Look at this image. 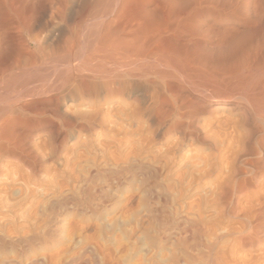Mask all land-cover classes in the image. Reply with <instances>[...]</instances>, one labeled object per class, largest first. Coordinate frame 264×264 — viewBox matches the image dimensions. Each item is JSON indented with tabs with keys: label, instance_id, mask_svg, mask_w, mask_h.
Here are the masks:
<instances>
[{
	"label": "bare ground",
	"instance_id": "6f19581e",
	"mask_svg": "<svg viewBox=\"0 0 264 264\" xmlns=\"http://www.w3.org/2000/svg\"><path fill=\"white\" fill-rule=\"evenodd\" d=\"M169 95H171L173 99H175V102L170 100V97L169 98L167 97ZM124 98L134 99V101H136L139 104V105L138 104L135 105L136 103L134 102L135 103L134 105L140 106V108L138 107V109L139 110L141 109V111L145 116L153 115L154 116L153 118H156L158 122H159V118L161 122H163L164 121L163 118L169 120L170 119L169 117H172L171 122L174 126L177 125H182L183 127L186 126V130H188V132L191 133V135L194 134L196 127L199 128L196 125V121H198L200 116L205 114L210 115V118H212L211 115L217 113L220 114V112L223 111V113L228 112L231 113V115L232 113H236L238 116H241L243 118L244 121L242 119L241 120L245 122L244 125L246 124L249 127L250 134L253 135L254 137L259 136L257 138L258 141L256 143L258 146L257 148L255 146H254L255 148L249 146L250 149L247 148L249 150L246 149L247 150L246 151L244 149V152H246V154L243 153V155L241 154L239 155V158L241 157L240 159H242L243 156L249 157V159L247 160L248 162L247 161L245 162L247 163V166H249V168L248 169L243 167L239 168L238 166V170L236 171L237 176H241L243 178H241L240 181H237L238 183L236 185L235 193L236 195H238L237 196L238 199L236 202L238 205L235 204V208L232 209L231 214L233 215V217H237V218L241 217L242 219H244L243 214L247 211V209L250 210V208H252V205L250 201H248L247 199H246L247 202L245 200L244 203L242 201V198L245 197L249 199L250 197L249 190L258 188L259 183H257V181H260L262 178H264V0H0V139L1 140L3 139L2 141L5 140L6 143L5 142L4 143L7 144V145L4 144L0 145V156L4 157V154H7L9 152L8 149L9 145L10 146L19 145L18 147H20L21 149L24 140L27 144H29L30 142L28 141L29 142L28 143L27 140H29L30 138L29 139L27 138L28 137L27 134L23 137L24 140L21 138V136H23L26 131L32 132V130L37 127L47 126L50 128L51 131L56 133L57 136L59 137L60 135L59 128L61 127L58 128V123L56 121L51 122L49 119L44 120L43 117L44 118L46 116L48 118L50 116H54L55 118L61 117V119L57 118L59 121L61 120L60 121L61 124L63 123L64 125L71 127L73 125L74 127H78L81 131H87L90 130V128L94 127L96 123L99 124L101 122L99 118H102L101 115H103V113L101 114V112H103L104 109H107L105 115H107V117L110 118V116H108V114L111 112L110 110H112L117 104H122L121 101H118V99L121 100ZM76 102L83 104L84 102H90L89 106L88 105L86 106L88 110L87 111L84 110V112L80 111L78 112L79 113L78 115L77 111L72 108L73 104H77ZM152 105H154L155 107L152 108L153 107ZM127 107L128 106H126V108ZM120 108L123 109V106L119 107V109ZM138 109H136V111H138ZM124 110L126 109L124 108ZM134 110L131 109L132 112ZM118 111L120 110H117V112ZM141 111L139 112V114L140 113L142 114ZM69 112H71L72 114L76 112L75 114L77 117L75 115H73L72 117L71 116L72 114H69ZM111 113L114 114V112ZM123 113L121 115H123ZM131 114L134 115L135 113H131ZM98 115H100L99 118L97 117ZM117 115L118 114L116 113V116ZM129 115L127 116L129 117ZM112 116L113 115H111V117ZM116 116H113V118L114 117L116 118ZM136 116H140V115H136ZM218 116L215 117L218 118ZM230 116L228 118H230ZM69 117H72L73 119L75 118L76 122L71 120ZM96 118H98V121L100 122H98ZM119 118L122 119L121 116ZM119 118L116 119L119 120ZM140 118L139 120L140 122H142ZM185 118L188 121L186 122L187 124L183 122ZM224 118L222 117V119ZM125 119L122 120L125 121ZM130 119L129 122L131 121ZM237 120L235 119V121ZM106 121L107 120L102 122L106 123ZM111 121L113 122L112 119ZM134 121L136 122V120ZM114 122L113 123L109 122V123H111V125H116L114 124ZM239 122L240 124L242 123L241 121ZM119 123L121 125L123 124L122 122H120V120L118 121L117 124ZM130 123L133 124V122ZM214 123H216V121H214ZM127 124L125 125L128 126V128H130L129 127L130 125ZM212 124L213 123H211L210 125ZM217 124H220V122ZM101 125L104 127L103 124ZM121 125L119 126L121 127ZM149 125L146 126L149 127ZM166 125L168 124H165V126ZM201 125L202 124H200V127ZM126 126H123L125 127V130L122 131L123 133L121 132L122 127L120 129V132L123 135L124 132L128 130L126 129ZM133 126L135 125L133 124ZM214 126H216V124ZM247 126L245 131H247ZM103 127L97 129L104 130ZM148 127L147 129H151ZM209 127L213 128V126L212 127L209 126ZM243 127L244 126L242 125V128ZM110 128L111 127L109 126V129ZM155 128L153 130H155ZM171 128L172 127H170V130ZM214 128H217V126ZM234 128H236V125ZM117 129L115 130L118 131ZM228 129L230 130V128H227V130ZM232 129L233 128H231V130ZM231 130L227 133L228 135L230 134ZM233 130H237V129H233ZM249 130H248V134H249ZM222 131L224 132L225 129ZM238 131H240L239 128ZM106 133H108V131ZM159 133L157 134L159 135ZM181 133L182 132H180V134ZM52 135L54 136L55 134L52 133ZM52 135H50L49 137L52 138L53 137ZM39 136L40 134L38 135V137ZM253 136H249L248 138L250 139V137L252 138ZM25 137L27 138V140ZM232 138L234 137H231V139ZM242 138L244 139V137ZM32 139L33 138H31L30 141ZM47 140L46 142H48ZM234 140L239 141L236 139ZM242 140L240 138L241 142ZM101 141L102 140H100V142ZM103 141H106V139ZM244 141L242 143L245 144L246 141L245 142ZM32 143L33 142H31V144ZM35 143L38 142L35 141ZM62 143L60 142L59 147H61ZM231 143L233 142L230 141V146H234L231 145ZM250 143L252 145V142ZM250 143L248 144L250 145ZM55 144L56 143H54L51 146L54 147ZM35 145L36 144H34L32 147H34ZM101 145L103 144L101 143ZM24 146H26V144ZM18 147L16 150L19 149ZM25 149H27V147ZM234 149L237 150V148L235 147L233 148V150L231 149V151L233 152ZM31 150L28 151L30 152ZM26 152L27 151H25V153L23 154L29 155L30 157V153L28 152L29 154H27ZM33 152L35 151L33 150ZM19 155L17 154V157ZM35 155H37V153ZM4 158L6 159V157ZM32 158L30 159L32 160ZM2 159L3 158H1V162ZM224 159H226V157ZM227 161H231V159ZM237 161H239L238 158ZM237 161L235 162L236 164L238 163ZM38 162L41 163L40 160H38ZM227 164H229V162ZM236 164L233 163V166H235ZM147 167L144 168L147 169ZM230 167L231 164L228 167V169L227 168L226 169L229 170ZM39 168L37 169L33 168V169L38 170ZM136 169L139 168L137 167ZM152 171L149 172V175ZM214 171H216L215 168H213L212 172ZM225 172L227 173V171ZM229 174L230 173L228 172V175ZM231 176H233V174ZM230 179L232 180L231 177ZM260 186L262 185L260 184ZM21 187H22L21 189L24 190L23 186ZM5 188L7 189V186ZM7 190L9 191V189ZM12 190L10 189V191ZM223 190L226 191L225 187H223ZM66 192L68 193V191ZM227 192L224 193L223 191L222 193L226 194ZM11 193L10 195L13 196V192ZM18 193H17V198L19 197ZM69 193L67 195H69ZM230 193L229 195H231ZM63 194L65 196L66 193L64 192ZM256 195L258 196L257 193ZM83 197L86 198V196L84 195ZM19 198L18 201H20V203H23V201L19 200ZM62 199L64 198L62 197ZM50 200L51 199H49V202L51 203L53 199L51 201ZM81 201L83 202L84 200ZM261 202L263 203L264 201L262 200ZM46 203L48 204V202ZM262 203H260L261 205L259 204V208L257 207L258 210L256 212V216L254 217L255 218L254 220L256 221L262 218L263 216L264 204ZM6 205L7 204H4V206ZM59 206H61V204ZM81 206L84 208L83 205ZM19 207L20 206L18 203V208ZM55 207L57 206L55 205ZM76 208L77 207H75V209ZM16 211L17 210H15L14 212ZM39 212L42 211L40 210ZM51 213L53 215V210ZM12 215H14V213ZM37 215H39V213ZM37 215L36 218L39 217ZM54 215L56 214L54 213ZM44 216H46L45 213ZM4 217L7 218V214ZM23 220H25V218ZM183 220L181 219L182 222ZM48 221L47 223H49ZM8 223L6 224L7 226ZM22 225L23 224L21 223L20 226ZM46 225L49 227L53 226L51 225V223L49 225L45 224V226ZM11 226L12 224H10V227ZM14 226H17V224L16 225L14 224ZM40 226H44V225H42L41 223V225H39L38 228ZM46 228L48 229V227ZM47 229L45 230L49 231ZM11 230L13 231L14 228ZM33 230H35V227ZM38 230L40 232V229ZM41 230L43 231V228ZM45 230L44 232H46ZM23 232L25 231L23 230ZM44 232H40L39 234ZM50 232L52 233L51 229ZM2 233L3 232L1 229L0 235ZM164 233L165 232H163V234ZM2 235L5 234L3 233ZM10 235H7V237ZM49 235L47 234V236ZM18 236H15V238ZM19 238L21 237H18V239ZM28 238L27 240H29ZM40 238L42 237L40 236ZM45 239L46 238L44 237V241ZM6 240L4 241L5 243ZM14 240H17V238ZM253 240L254 237L252 236L245 237L242 239L244 244ZM192 244H195V242H193ZM3 245L4 244H2V246ZM213 249L210 247V249L206 251L208 253L207 254H205L206 252L204 253L206 256L202 254L205 257L201 256L203 257L202 259L203 261L200 260V258L198 259L199 262L201 261L200 264H229L228 263L229 260H225L222 257L218 256L217 255L218 253L217 254L215 252L213 253ZM81 251L83 253V250ZM68 252H71V250ZM76 253H77L76 256H78V252ZM24 255L27 256L26 254ZM63 255L64 253L61 255V257ZM53 256H50L49 260L50 259L53 260L54 259ZM56 256L60 257L59 255ZM2 257L0 256V258ZM66 257L68 258L67 255ZM85 257L87 256L85 255ZM122 257H124V255ZM46 258H48L47 255ZM64 259L66 258L64 257ZM34 260L37 259L35 258ZM47 260L46 262H48ZM52 260H50L49 262L51 263ZM113 261L115 262L114 259ZM2 262L3 261H1L0 264ZM112 263L113 262L111 261L109 264ZM12 264H16V262ZM32 264H35V262ZM54 264L56 263L54 262ZM230 264H232L231 261Z\"/></svg>",
	"mask_w": 264,
	"mask_h": 264
},
{
	"label": "rangeland",
	"instance_id": "374dc122",
	"mask_svg": "<svg viewBox=\"0 0 264 264\" xmlns=\"http://www.w3.org/2000/svg\"><path fill=\"white\" fill-rule=\"evenodd\" d=\"M167 97H170V100L175 102V99H173L171 95ZM118 101H121L122 104H117L112 110H110L111 112H114V114L110 112L108 114V116H110L109 118L107 117V115H105L107 109H104V111L101 112V114L103 113V115L100 114L102 118H104H99L100 115H98L97 117L99 118V120H101V122L98 121V118H96L100 123H96L97 126L95 125L94 127H92L93 129L90 128L91 131H81L78 127H74L73 125L71 127L66 126L63 123L61 124V120H58L61 119V117L55 118L54 116H50L51 119L47 116L45 118L43 117L44 120L49 119L51 122L56 121L58 123V128L61 127L59 128V137L47 126L37 127L34 128L32 132L26 131L27 133L25 132L24 135L22 134V139L26 134L28 136H26L28 139H34H32L33 141H30V139L27 140V138L25 137L27 142L29 141L30 143L28 142L29 144H27L23 139L24 142L21 146L22 150L20 149V147H18L19 145H9V152L7 154H4V157H6L7 160L4 157L0 156V162L1 158H3L2 162L0 163V203L3 202L0 204V208L2 209H0V225L2 224L0 226V232L2 229V232L6 235H2L3 233L0 235V256L2 257L3 253L5 252L4 256L0 258V262L3 261V264H12L14 262H16V264H32L34 262L35 264H52V262L53 264L54 262L56 264H105V262L106 264H109L112 261L114 264H200L201 261L199 262L198 259L200 258V260H202L203 257L206 256L205 254L208 253L206 251H208L211 247L212 249L214 248L213 253H218V256L222 257L225 260H229V264L230 261L232 264H264V210L262 218L257 221L254 220L256 212L259 208V204L262 203V200L264 201V178H262L260 181H257V183H259V187L254 188L256 190H249V199L245 197L242 198V201L244 203L247 199L252 205V208H250V210L247 209V211L243 214V218L246 219L244 220L241 217V219L233 217V215L231 214L232 209L235 208V204H237L236 202L238 199V195H236L235 193L236 185L238 183L237 181H240L241 178H243L241 176H237L236 171L238 170V166L239 168H249V166H247V163H245L249 159V157L243 156L242 159H240L241 157L239 158V155H243V153L246 154V152H244V149L246 150L247 148H249V146L253 148L258 147L256 143L259 136L254 137L250 134L249 127L246 124L244 125L245 122H243V118L241 116H238L236 113H232L231 115V113H223V111L220 112V114L217 113L220 116H218L217 114L211 115L212 118H210V115L205 114L199 117L200 120L198 119V121H196V125L199 127L196 128L199 130L195 128L194 134L191 135V133L186 130V126H174L171 122L172 117H169V120L163 118L165 122L163 121V119V122H161L159 118L158 122L156 118H153V115L145 116L141 109H138V107L140 108V106H135L138 103L134 101V99L124 98L121 100L118 99ZM89 104L90 102H84V104L77 103L73 104L72 108L76 110L77 113L80 111L84 112V110H88L86 106H89ZM121 105L123 106V109H119V107H122ZM154 105H152V108L155 107ZM126 106L128 107L126 108ZM124 108L126 110H124ZM131 109L134 111L132 112ZM136 109H138V111H136ZM117 110H120L121 113L120 111L117 112ZM140 111L142 112V114H139ZM123 112H125L126 114ZM75 113L76 112L72 114L71 112H69V114H72V117L73 115L76 116ZM116 113L118 114L117 116ZM122 113L123 115H121ZM131 113L135 114L132 115ZM111 115L116 116L117 119L120 116L122 117V119L126 118L125 121L119 118L120 122L123 123V126H126L125 124L127 123V125H130V128L126 126V129L128 130L124 132V135L122 134V131L125 130V127H123L120 123L117 124L119 120H117L115 117L113 118V116L111 117ZM127 115H129V117ZM221 115L223 118H225L222 119ZM215 116H218V118ZM229 116L230 118H228ZM72 117L69 118L76 122V119H73ZM106 117L109 119V121ZM138 117H141L140 119L142 122H140ZM144 117H146L147 119ZM128 118H131L130 122H133V124L137 127L133 126V124L129 122ZM234 118L236 120L238 119L237 121H241L242 123H238ZM111 119L113 120V122L116 120L115 122L117 123L114 122V124L116 125H111V123H113ZM133 119L136 120V122H138L141 126ZM165 119L167 120V122ZM105 120H107V124L105 122H102ZM221 120L224 122L226 120V122L224 123ZM210 121L214 125L216 124L217 128H214L216 126H214L213 124L210 125ZM214 121H216V123H214ZM157 122H161L162 124H158ZM183 122L186 123L188 121L185 118ZM219 122L220 124H217ZM101 124H103L105 128ZM165 124L168 125L165 126ZM200 124H202L201 127ZM207 124L211 127L213 126V128H210ZM119 125H121L122 129ZM146 125H149V127ZM153 125L158 126H155V128ZM235 125L236 128H234ZM242 125L244 126L243 128ZM101 126L105 131L102 129H97L102 128ZM109 126L113 129H109ZM223 126L228 127L224 128ZM246 126L247 131H245ZM147 127L151 129H147ZM166 127H168L169 129ZM170 127H172L171 130ZM154 128L155 130H153ZM227 128H230V130L231 128L237 130L232 129L229 134L232 135L229 136L227 133L230 130H227ZM238 128L240 129V131H238ZM115 129H117L119 132ZM120 129L122 133L120 132ZM224 129V132L226 133L222 131ZM106 130L108 131V133H106ZM179 131L184 133L180 134ZM199 131L203 133L201 134ZM116 132L120 136L117 135ZM52 133L55 135L53 136ZM157 133H159V135ZM39 134L40 136L38 137ZM49 134L53 136H51L53 139L55 138L54 141L49 137ZM203 134L205 135V137ZM111 135L115 138H113ZM249 136L253 137H250L249 139ZM201 137H203L204 139ZM231 137L234 138L231 139ZM242 137H244L246 142ZM240 138L241 140L243 139L242 142L244 141L245 144L240 141ZM105 139L106 141H103ZM234 139L239 141H235ZM2 140L0 141V145H7L5 144V140ZM46 140L48 142H46ZM100 140L102 141L100 142ZM35 141L38 143H35ZM52 141L56 143L54 147L51 146L54 144ZM230 141L233 142L231 143V145L234 146H230ZM249 141L252 142V145ZM31 142L33 143L31 144ZM41 142L45 147L41 144ZM60 142L64 143H62L63 145L61 144V147H59ZM104 142L107 143L105 144ZM247 142L250 143V145ZM101 143L105 146L101 145ZM25 144L26 146H24ZM34 144L36 145L32 147ZM27 145H30L29 148ZM229 146L232 150L235 147L237 148V150L234 149V151L232 152ZM17 147L20 150H16ZM26 147L28 150L34 148L33 150L35 152H33V150L29 152L27 149H25ZM25 151H27V154L30 153V157L29 155L23 154L25 153ZM237 151L238 153L240 151V153L238 154ZM34 153H37V155H35ZM17 154H20V157H17ZM228 155L232 158H230ZM12 157L15 158L13 159ZM225 157L226 159H224ZM30 158H32V160ZM229 158L232 162L227 161L230 160ZM237 158L239 161H237ZM37 159L40 160L41 163L38 162ZM236 161L239 164H236ZM228 162L229 164H227ZM233 163L236 165L233 166ZM230 164L232 168L230 167V169L227 170ZM137 167L139 169H136ZM144 167H147L148 171ZM33 168L39 169L36 170ZM213 168H215L216 171L212 172ZM149 170L156 171H152L153 173L151 172L149 175ZM225 171H227V173ZM228 172L230 174L232 173L235 178L231 176L232 174L228 175ZM230 177L232 178V180L230 179ZM20 181L22 182V184ZM260 184L262 186H260ZM6 186L9 191L5 188ZM21 186H23L24 190L21 189ZM223 187H225L226 191L223 190ZM10 189H13L14 191H10ZM83 190H85L87 193ZM66 191H68V193L70 192L69 195H67L68 193ZM223 191L224 193L227 191L228 192L224 194L222 193ZM11 192H13V196H11ZM64 192L66 193L65 196L63 194ZM17 193L20 197H18L19 200H22L23 203H20V201H18ZM229 193L232 195V197L231 195H229ZM256 193L258 194V196L256 195ZM83 195L86 196V198H84ZM62 197L64 199H62ZM230 198L233 200H231ZM49 199L55 200H52L53 203L50 200V203ZM81 200H84V203ZM17 201L20 206L19 208ZM46 202H48V204ZM4 204L7 205L4 206ZM8 204L10 206L12 204L17 205H12L10 207ZM54 204L57 207H55ZM60 204L61 206H59ZM80 204L83 205L84 208ZM262 204H264V202ZM9 207L11 208V210L15 207L12 210L13 212ZM60 207L61 209H63L61 210ZM75 207L77 208L75 209ZM51 209L53 210V215L51 213ZM8 210L10 211V214ZM15 210H17V213L14 212ZM40 210L42 212H39ZM43 212L46 216H44ZM48 212L51 214H49ZM13 213L14 215H12ZM38 213L39 215H37ZM54 213L56 215H54ZM3 214L4 216H6L7 214L8 219L5 218ZM36 215L39 216L37 217L38 219L36 218ZM47 215L51 216L48 217ZM9 218L12 220H10ZM22 218H25V220H23ZM43 219H46V223ZM181 219H184L183 222L181 221ZM18 220H22L23 222H19ZM47 221L49 223H47ZM6 222H10L8 223V226L6 225ZM21 223L23 224L22 226H20ZM37 223L38 226L41 225V223L44 226L45 224L49 225L51 223V225L53 226L49 227L46 225L45 227L40 226L38 228ZM10 224H12L11 227ZM14 224H17V226H14ZM25 227L28 229H26ZM34 227L35 230H33ZM41 227L43 228V231L41 230ZM46 227H48V229ZM13 228L17 231H12L11 229ZM3 229L5 231L6 229L7 231L9 229L10 230L8 232L6 231V234ZM38 229H40V232H44L45 229L49 231L45 230L46 232L39 234L40 232ZM50 229L52 233L50 232ZM23 230L25 232H23ZM163 232L165 233L163 234ZM26 233L29 235H27ZM47 234L52 235L47 236ZM7 235H10L8 236L9 238L13 236V239H9ZM38 235H40L43 239ZM15 236L21 237L22 239H18V237H16L17 240H14L16 239ZM43 236L46 238L45 241ZM251 236L254 237V240L244 244L242 239ZM27 238L29 240H27ZM4 239H7L6 243L4 242ZM193 242H195V244H192ZM15 243L18 246L21 245L20 247L22 251L20 250V247H18ZM2 244H4L5 247L4 245L2 246ZM214 245L218 248H216ZM70 250L71 252H68ZM81 250H83V253ZM92 251L94 252V254ZM76 252H78V256H76ZM63 253L65 255L63 256L66 259H64L63 256L61 257ZM24 254H26L27 256H25ZM202 254H204L205 256ZM46 255L48 258H46ZM56 255H59L60 257ZM66 255L68 256V258L66 257ZM85 255L87 257H85ZM123 255L124 257H122ZM50 256L54 257L53 260L50 259L52 260L51 263L49 262ZM35 258L37 260H34ZM113 259L115 260V262L113 261ZM46 260L48 262H46ZM62 260L64 263L62 262Z\"/></svg>",
	"mask_w": 264,
	"mask_h": 264
}]
</instances>
